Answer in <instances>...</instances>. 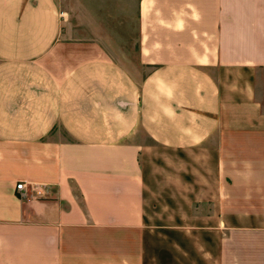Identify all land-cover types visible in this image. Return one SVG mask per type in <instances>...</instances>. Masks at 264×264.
<instances>
[{
  "label": "crops",
  "instance_id": "obj_1",
  "mask_svg": "<svg viewBox=\"0 0 264 264\" xmlns=\"http://www.w3.org/2000/svg\"><path fill=\"white\" fill-rule=\"evenodd\" d=\"M0 264H264V0H0Z\"/></svg>",
  "mask_w": 264,
  "mask_h": 264
},
{
  "label": "rangeland",
  "instance_id": "obj_2",
  "mask_svg": "<svg viewBox=\"0 0 264 264\" xmlns=\"http://www.w3.org/2000/svg\"><path fill=\"white\" fill-rule=\"evenodd\" d=\"M62 2L64 9H69L70 7H77V2H79V0H62ZM114 6H111L109 4V8L107 11V13H110L115 19L109 22V24L112 25L110 30L113 34L118 33L116 34L117 36H115V38L121 40L126 46H124L126 48V51L117 52L115 53V55L116 58L124 66H126L129 70L133 71L136 70L138 64V52L136 50L138 39V22L136 20V10L133 12V16L128 19V14L131 13H128L126 9H122L121 5H118L117 7L115 6L116 8H114ZM65 12L66 11L63 12L64 18ZM119 14H124L128 21L120 22L118 20ZM75 32H81L82 34H84V30L80 28H76ZM73 36L78 37L77 33H75V35ZM126 43H129L128 46L126 45ZM106 56L107 53L102 51V48L96 45L95 43L72 42V40H70V35L65 32L64 28V34L62 35V38L58 42L56 49L53 50V52L47 58L46 63L53 70L59 71V69L63 70V68L65 67H72L87 60L105 58ZM145 75L146 72L143 76ZM63 136L66 137V135H63V132L60 129H58V131L56 130L52 134V137L54 139H64ZM136 138L143 139L144 136L138 135L136 136Z\"/></svg>",
  "mask_w": 264,
  "mask_h": 264
},
{
  "label": "built area",
  "instance_id": "obj_3",
  "mask_svg": "<svg viewBox=\"0 0 264 264\" xmlns=\"http://www.w3.org/2000/svg\"><path fill=\"white\" fill-rule=\"evenodd\" d=\"M25 189H26V184L23 183V182L19 183L17 185V187H16V190L21 193L22 197H25L26 196Z\"/></svg>",
  "mask_w": 264,
  "mask_h": 264
}]
</instances>
